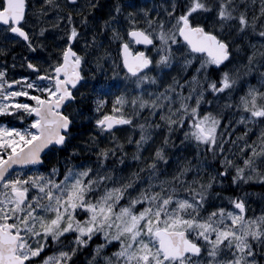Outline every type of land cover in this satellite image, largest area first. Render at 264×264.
<instances>
[{
	"label": "snow or ice",
	"instance_id": "snow-or-ice-1",
	"mask_svg": "<svg viewBox=\"0 0 264 264\" xmlns=\"http://www.w3.org/2000/svg\"><path fill=\"white\" fill-rule=\"evenodd\" d=\"M249 2L154 0L126 14L117 3L101 23L116 56L105 47L96 61L110 60L114 77L122 71L124 87H94L95 134L47 167L49 153L69 146L76 117L67 108L85 82L88 50L103 45L93 34L77 50L73 12L87 29L95 5L0 0V33L30 53L44 51L45 32L64 23L56 59L27 61L31 71L19 78L0 66V264H76L94 238L88 264H264V209L256 213L243 195L210 196L226 176L238 188L264 181V72L256 85L243 79L264 67V0L251 16ZM209 14L212 26L202 22ZM236 39L250 54L230 68ZM125 126L138 138L116 136ZM177 134L193 156L168 155ZM80 149L88 158L73 164ZM208 157L219 167L208 171ZM126 161L137 165L127 175Z\"/></svg>",
	"mask_w": 264,
	"mask_h": 264
},
{
	"label": "trees",
	"instance_id": "trees-1",
	"mask_svg": "<svg viewBox=\"0 0 264 264\" xmlns=\"http://www.w3.org/2000/svg\"><path fill=\"white\" fill-rule=\"evenodd\" d=\"M130 1V2H129ZM128 3L124 8V14L128 12H135L137 11V8L140 5V0H126ZM118 2L116 0H95V7L91 8L92 11L88 12V27L86 30V35L89 33L87 36L88 39L91 37V35L96 34L97 35V40L103 41V45L99 49H92L90 52L91 54L89 55V58H86L88 61L87 65L91 66L94 69V73H90L89 71H84L85 77L88 76L89 78L86 80L84 78V81L81 86H79V91L74 92L75 94V100L70 103V104H75L76 105V111L72 112V114L76 117L74 121V126H72L70 133H71V139L69 146L66 150H56L52 153H49V156L45 158V165L47 167H51L53 165L57 166H62V164L65 161V158L69 156V153H71L72 148L76 145H79L80 143L84 142L87 140L88 136L90 134H95L93 131V126L91 121L88 119L92 115V108H93V98L95 96V93L93 91L94 87H99L100 85L103 84H112L113 85V90H115V87L117 84L119 87L123 88L124 86L119 83L121 75L123 74L122 71L119 72L118 77L113 76V69L111 66V62L107 59L100 61V66L97 67L95 64H91L93 61H96V57L98 55H103V52L105 50V47H107V50L112 53V56H116V45H108L107 39L105 38V34L101 33V23L105 20H107V10H112L114 6ZM259 7H260V0H255V3L249 2V15L251 16L253 13H258L259 12ZM75 18V17H74ZM123 19V17H122ZM206 24V26H212L215 21L213 18V15L209 14L207 16L206 21H202ZM225 32L227 33L228 30L227 28L225 29ZM83 41V40H82ZM81 42V41H80ZM235 43L238 45H241L239 54L237 55L234 53L236 58L233 60V64L229 65V67H239L240 64L246 63V57L247 54L250 52V49L246 46V44L241 40V39H236ZM3 52V51H1ZM239 59H242L243 61L240 62ZM91 64V65H90ZM97 64V61H96ZM88 67V66H87ZM86 67V68H87ZM224 70V69H221ZM209 74L212 76V78H217L218 74L215 71L214 67L209 69ZM155 75V73L153 74ZM188 75H191V70H189ZM254 73L249 74L247 77H244L243 79L247 81L249 84H253L258 82L257 79L253 76ZM171 78L170 73H165V80L161 82V84L168 82ZM115 81V83H114ZM246 86V85H245ZM206 99L212 100L211 95H207ZM221 105H223L224 100L221 98L220 102ZM68 104V105H70ZM215 105V102H214ZM211 110V108L209 109ZM226 120H223L222 123H226ZM242 131V129H239ZM131 133L134 138H138V130L136 132H132V130L128 127H122L119 131H117L115 134L116 136L120 137L123 139L127 134ZM163 133H160L159 136L156 138V142L159 143V140L162 139ZM175 145L176 147L168 153V155L172 158H183V157H191L193 156L194 152L191 146L189 147H183L180 144V134H177L174 137ZM132 148L126 147L125 151L129 153V156L132 152ZM145 155H148L149 153L145 152ZM88 158V154L83 150L80 149V155L79 157H72L71 162L72 163H79L82 159L86 160ZM126 163H129L126 161ZM193 163L195 161L193 160ZM208 164H211L212 167H208V171H212L213 167H219L217 163H215L211 157H208ZM137 165L133 163H129V167L126 168L127 170L131 171L135 169ZM171 170V165L169 166ZM222 170V169H221ZM189 178H191L189 176ZM223 179V185L222 186H216L214 187L211 192L210 196L214 198L215 193H220L224 196H236V195H242L245 192L249 193V200L248 206H252L254 209L259 208L264 205H260L258 203V200L262 199L261 201L264 202V181H258V180H253L248 184L242 185L239 188L236 187L231 183V177L226 176ZM255 201V202H254ZM80 255L78 254L76 259V263L83 264V262L79 261ZM75 259V260H76Z\"/></svg>",
	"mask_w": 264,
	"mask_h": 264
},
{
	"label": "rangeland",
	"instance_id": "rangeland-1",
	"mask_svg": "<svg viewBox=\"0 0 264 264\" xmlns=\"http://www.w3.org/2000/svg\"><path fill=\"white\" fill-rule=\"evenodd\" d=\"M116 1L121 5L122 13L124 12V8H125L124 5L129 6V5H127L128 3L126 2V0H116ZM32 2H34L36 7L39 8L40 4L42 3V0H32ZM59 2L63 5L65 3V0H59ZM85 2H86V0H77V6L83 5V4H85ZM91 2H92V4H94L95 0H91ZM140 2L141 3L139 5V7L137 8V11H135L136 13H139L140 9H148V8H150L152 6L154 0H140ZM155 2L159 3L160 0H155ZM112 10L111 9L107 10L108 18L112 14ZM91 11H92V9L90 10V12ZM73 17H75L74 18V23L80 28L81 35L83 37L81 39V42L79 44H77V46H76L77 50L79 51V50L82 49L83 44L88 39L87 36L89 35V33H87V35H86V30L82 26H79V18L76 17L75 12H73ZM120 19L123 20L122 16L120 17ZM33 22H34V20H33ZM63 28H64V23L62 22L59 29H50L49 28L48 31L45 32V35H44V37L41 40V43H43L44 46H45L44 47V51L41 52V51L38 50L36 53H34V55L31 57L32 58L31 61H33V63H43V62H45L47 60L49 54H51V59H53V60L56 59V54H57L58 50L61 47H63V32L61 31V29H63ZM12 43H16V42L13 39L11 34L4 35L3 33H0V49H3V53H1V51H0V55L1 54H5L6 55V53L8 51L6 49L7 48L9 49L10 47H12V45H13ZM88 51L91 52L92 49H89ZM82 54H83V52H82ZM248 54H250V52ZM89 57H90L89 55L86 56V58H89ZM20 59L21 58H17V57H12L11 58V63H9V76L10 77L19 78L20 76L24 75L23 73L20 72L19 69H23V70L26 69V66L23 65L24 62H25L23 60H25V59H23V60H20ZM92 61L93 62L91 64H95L97 66L96 61L95 60H92ZM109 61L110 60H108V62ZM239 61L242 62L243 60L239 59ZM3 65H5V64L2 63V66ZM13 65H14V67H13ZM83 67H84V71L85 70L89 71L91 74L94 73V69L92 68V65L89 66L86 63ZM84 71H83V75H84ZM260 72H264V67H256V68H254V70H253L254 75L253 76L255 77V79L258 80V76H259ZM170 75L171 76H179L180 75L179 69L178 68L177 69H173V71L170 72ZM84 78L87 80L89 77L88 76L85 77V75H84ZM122 78H123V74L121 75L120 80H122ZM184 78H187V77L185 76ZM256 84H257V82L253 83L252 85H256ZM121 85H123V84H121ZM162 85L163 84H161V86ZM128 87H131V85L129 84ZM67 111L69 113L75 112L76 111V105L75 104L68 105ZM73 164H78V163H73ZM119 167H123V166H119ZM128 172H129V170H127L125 168L124 169V174L127 175ZM250 182L251 181H249L248 183H250ZM242 195L245 196L246 203L248 205V203L250 202V201H248L249 200V193L245 192ZM261 200L262 199L258 200V203L260 205H264V202L261 201ZM249 208L252 209V210H255L256 213H260V211L262 209H264V206H261V207L256 208V209H254L252 206H249ZM100 242L101 241L96 240L94 238L93 242H90V247H86V248L82 249L81 252L79 253V255L81 257V258H79V261L83 262V264H88V260L91 259V247H94L95 243H100ZM114 250H115L114 248H109L107 250V252H111V251H114ZM77 260L78 259H76V262H77ZM76 264H78V263H76ZM205 264H206V262H205Z\"/></svg>",
	"mask_w": 264,
	"mask_h": 264
},
{
	"label": "flooded vegetation",
	"instance_id": "flooded-vegetation-1",
	"mask_svg": "<svg viewBox=\"0 0 264 264\" xmlns=\"http://www.w3.org/2000/svg\"><path fill=\"white\" fill-rule=\"evenodd\" d=\"M13 37V34H11ZM15 40V39H14ZM16 43H12V47H10L9 49L7 48L6 50L7 53L5 54H1L0 55V65L2 66V63L7 64L9 67V63H11V58L12 57H17V58H21L20 60L25 61L23 65L26 66L27 61H31V57L34 55V53H30L25 46L18 42L17 40H15ZM136 50H143V48H137ZM3 53V52H1ZM33 63V61H31ZM21 73H23L24 75H28L30 73L31 70H29L27 67L25 70L23 69H19Z\"/></svg>",
	"mask_w": 264,
	"mask_h": 264
},
{
	"label": "water",
	"instance_id": "water-1",
	"mask_svg": "<svg viewBox=\"0 0 264 264\" xmlns=\"http://www.w3.org/2000/svg\"><path fill=\"white\" fill-rule=\"evenodd\" d=\"M138 48H141V47H138ZM82 75H83V73H82ZM83 77H84V75H83ZM74 96H75V94H74ZM71 128H72V127H70V130H71Z\"/></svg>",
	"mask_w": 264,
	"mask_h": 264
}]
</instances>
